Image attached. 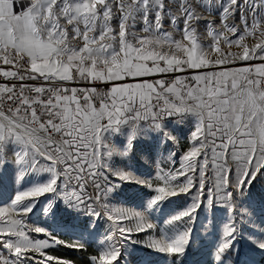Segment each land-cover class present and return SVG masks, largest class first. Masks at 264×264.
I'll use <instances>...</instances> for the list:
<instances>
[{
	"label": "rangeland",
	"instance_id": "obj_1",
	"mask_svg": "<svg viewBox=\"0 0 264 264\" xmlns=\"http://www.w3.org/2000/svg\"><path fill=\"white\" fill-rule=\"evenodd\" d=\"M72 1L56 22L85 67L188 65L192 46L264 57V0H77L76 28ZM173 137L78 152L0 112V264H76L79 249L93 264H264V164L228 172L203 135Z\"/></svg>",
	"mask_w": 264,
	"mask_h": 264
},
{
	"label": "crops",
	"instance_id": "obj_2",
	"mask_svg": "<svg viewBox=\"0 0 264 264\" xmlns=\"http://www.w3.org/2000/svg\"><path fill=\"white\" fill-rule=\"evenodd\" d=\"M57 2L0 0V59L9 61L11 53L25 54L32 61V75L73 83L59 99L69 139L47 137L52 144L60 149L72 144L84 152L82 143L115 139L150 143L173 139L176 134L203 135L215 143L212 152L218 162L229 159L228 172L236 166L255 171L264 164V57L233 65L226 64L235 58L232 52L216 51L215 56H208L198 47H187L186 62L196 70L193 82L187 88H166L168 103L160 109L152 103L162 90L159 75L181 65V60L162 66L101 63L85 67V59L72 51V41H65L63 24L56 22V16L65 11ZM84 7L77 0L68 7L75 28L85 23L76 22ZM212 60L224 64L195 69ZM80 61L84 62L82 74L74 80L72 68ZM90 79L113 82L110 104L100 109L80 105L77 90ZM82 93L86 97L100 94L86 88Z\"/></svg>",
	"mask_w": 264,
	"mask_h": 264
},
{
	"label": "built area",
	"instance_id": "obj_3",
	"mask_svg": "<svg viewBox=\"0 0 264 264\" xmlns=\"http://www.w3.org/2000/svg\"><path fill=\"white\" fill-rule=\"evenodd\" d=\"M8 60L0 59V112L23 115L30 124L43 128L51 139H69L63 128L65 119L59 99L68 94L67 87L73 83L64 79L32 75V61L25 54L11 53ZM83 63L80 61L72 68V79L77 80L81 76ZM195 72L193 68L182 64L162 72L159 75L162 90L153 97L152 103L165 108L169 98L166 88L175 84H191ZM84 88L97 89L100 94L86 97L82 93ZM77 91L80 105L100 109L112 102L113 82L90 80L81 84Z\"/></svg>",
	"mask_w": 264,
	"mask_h": 264
},
{
	"label": "trees",
	"instance_id": "obj_4",
	"mask_svg": "<svg viewBox=\"0 0 264 264\" xmlns=\"http://www.w3.org/2000/svg\"><path fill=\"white\" fill-rule=\"evenodd\" d=\"M95 254L94 251H87L85 249H79L77 253L71 254L69 257L76 264H93L90 260V256Z\"/></svg>",
	"mask_w": 264,
	"mask_h": 264
}]
</instances>
